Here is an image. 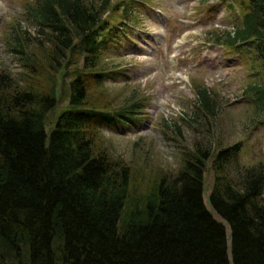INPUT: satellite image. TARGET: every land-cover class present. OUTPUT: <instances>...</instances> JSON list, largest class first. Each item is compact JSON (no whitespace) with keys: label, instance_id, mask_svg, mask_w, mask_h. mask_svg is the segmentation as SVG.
I'll use <instances>...</instances> for the list:
<instances>
[{"label":"trees","instance_id":"1","mask_svg":"<svg viewBox=\"0 0 264 264\" xmlns=\"http://www.w3.org/2000/svg\"><path fill=\"white\" fill-rule=\"evenodd\" d=\"M134 1L28 0L23 12L37 26L33 37H44L41 59L25 42L32 33L20 21L12 24L6 42L20 54L23 73L37 77L42 69L48 83L15 80L0 68V264H264V165L228 175L240 141L216 152L194 144L174 174L154 178L149 194L126 208L127 197H135L131 169L102 145L98 124L132 110L89 104L88 89L90 81L105 79L99 56L118 42L113 20ZM235 1L240 22L222 29L214 43L253 49L264 67V0ZM60 75L68 105L46 129ZM243 91L264 107V70ZM195 99L197 110L214 111L207 87ZM209 159L208 202L222 221L204 202Z\"/></svg>","mask_w":264,"mask_h":264},{"label":"rangeland","instance_id":"2","mask_svg":"<svg viewBox=\"0 0 264 264\" xmlns=\"http://www.w3.org/2000/svg\"><path fill=\"white\" fill-rule=\"evenodd\" d=\"M27 2L0 0V68L15 80L31 79L39 86L47 85L44 70L37 77L23 73L20 54L6 42L12 24L20 21L21 27L32 33L24 39L27 47L34 57L42 58L38 39L44 37H33L37 36L33 35L37 34V26L23 12ZM235 2L135 0L127 13L118 12L113 20L118 42L99 56L107 75L100 83L90 81L88 99L89 104L106 110H132L120 117L123 121L98 124L102 145L130 166L134 181L130 190L135 197H127L126 208L135 198L141 201L149 194L154 178L174 174L196 143L216 152L240 141V150L226 165L228 175L234 178L242 167L259 161L264 165V107L243 91L248 83L261 80L264 67L255 60L253 49H223L214 43L222 29L239 24L241 10ZM106 15L108 11L103 14ZM123 24L125 31L121 29ZM200 87L210 89L216 99L212 113L196 109ZM56 90L57 104L47 114L46 129L53 127L59 110L68 105L64 76L57 78ZM213 180L209 159L204 172V202L222 221L208 202ZM261 201L264 202V187ZM127 213L123 211L124 219Z\"/></svg>","mask_w":264,"mask_h":264}]
</instances>
